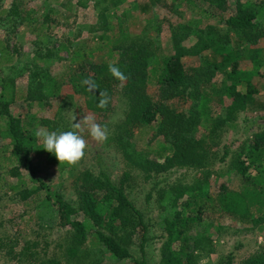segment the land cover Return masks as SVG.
Here are the masks:
<instances>
[{"label":"rangeland","instance_id":"obj_1","mask_svg":"<svg viewBox=\"0 0 264 264\" xmlns=\"http://www.w3.org/2000/svg\"><path fill=\"white\" fill-rule=\"evenodd\" d=\"M236 1L227 0L230 9L222 12L224 17ZM208 2L0 0V50L6 46L10 57L9 60L7 55L0 52V82L7 84L8 95L12 93L15 96L10 106L11 112L22 119L33 116L35 130L43 127L50 132L70 131L74 116L78 122L88 115L93 116L96 122L107 125L109 130L108 139L100 143L91 138L87 126L83 125L82 135L87 141L85 156L71 167L60 163L54 154L42 149L41 141L35 139L31 153L35 175L21 165V159H15L10 152L11 144L0 134V264L66 263L63 244L67 227H61L57 213L48 211L41 202L44 191L39 188L35 176L49 183L65 200L76 204V187L81 172L89 170L98 174L102 169L115 183L121 180L125 172L128 173L123 184L125 193L148 224L144 253L134 236L128 247L135 258L142 260L144 256L148 264L159 263L160 247L167 238L164 202L169 188L196 184L197 180L202 181L207 176V188L213 194L221 185L231 189L241 184L242 177L236 170L238 154L245 148L249 149L254 133L264 131V77L261 75L264 72V46L263 41L249 45L240 32L228 30L218 15L219 9L214 4L209 6ZM13 4L17 5L19 13L29 17L30 22L12 25L14 15L8 16L7 13ZM207 6L216 12L208 19L199 9ZM44 14L49 15L45 21L42 17ZM42 20L44 27L38 30ZM170 23L195 26L211 23L219 34L226 35L221 36V42L225 43L223 40L228 39L226 47L233 48L229 61L223 67L218 66L215 75L208 81L205 80L207 75H199L203 82L197 88L194 85L187 87L181 95L168 97L163 81L148 82L145 86V93L154 102L168 105L174 113L182 114L183 118L190 117L193 120L197 114L200 126L196 127L197 119L194 118L196 120L192 129L157 132L159 117L151 123L135 119V109L132 108L134 102L124 92L125 81L122 84L112 79L103 82L106 87L112 88L108 95L109 105L103 109L93 107L84 92L76 91V88L85 86L82 84L84 79L94 81L102 78L98 74L94 75V69L83 71V62L116 63L114 65L120 68L131 59L130 54H122L129 43H148L154 56L160 59L175 52ZM262 23L264 25V19ZM193 38L190 35L183 41L184 44L193 43ZM95 45L100 48L93 50V55L87 54ZM114 46L118 47L119 55L116 58L124 56L121 60L110 57L109 48ZM253 48H260L255 58L251 55ZM78 51L86 55L72 62L71 58ZM208 53L212 54L204 52ZM182 59L187 66L194 67L198 63L195 56L186 55ZM234 62L236 71L233 75L240 79L237 88L244 91L251 87L254 91L249 93L244 109L236 110L235 113L233 110V115L227 116L232 102L227 87L232 83L230 72ZM161 69L158 75L162 74ZM105 71L107 74V69ZM42 73L53 77L55 82H51L50 78H45L49 81L45 80ZM38 80H41V87L37 86ZM201 88H206L209 93L206 112L198 106L201 98L194 95L195 89L200 91ZM105 92H108L107 88ZM26 95L33 96V99H27ZM255 102H259V105L252 107L257 105ZM4 123L5 118L0 114V132ZM27 126L32 128L33 125ZM166 136L180 137L183 141L191 137L200 138L203 141L198 147L205 149L206 156L200 161L197 159L194 164H175L157 171L152 162L156 160L163 163L164 156L172 153L169 148L166 151L160 148ZM131 149H134V154L149 160L151 166L136 165V157L129 158L128 150ZM243 154L245 151L241 158H245ZM14 168H17L16 174L12 173ZM24 189L38 191L22 199L21 190ZM185 199L184 196L179 202ZM178 209H182L183 215L186 214L182 204H179ZM263 214L251 212L248 219H241L233 213L217 209L212 211L207 202L202 208L200 219L190 222L185 231L190 245L194 241L199 243L194 251L197 264H225L228 254H231L230 264H241L248 257L264 252V220L257 219ZM81 252L84 255L75 258L78 264H132L129 259L117 260L109 256L95 235L89 236Z\"/></svg>","mask_w":264,"mask_h":264},{"label":"trees","instance_id":"obj_2","mask_svg":"<svg viewBox=\"0 0 264 264\" xmlns=\"http://www.w3.org/2000/svg\"><path fill=\"white\" fill-rule=\"evenodd\" d=\"M207 1H209V6L214 4L219 9L218 15L228 30L240 32L249 45H255L263 41L264 46V25L262 23L264 19V0H238L225 17L222 12L230 9L227 6V0ZM79 3L82 4L80 1ZM145 5L147 6V4ZM209 6L199 8L206 19L216 14L215 10H211ZM18 11L17 5L13 4L7 13L8 16L14 15L12 19L13 26L30 22L29 17ZM42 17L45 21L49 15L44 14ZM44 21L40 22L37 27L38 30L44 27L42 25ZM169 25L172 28L173 44L176 47L175 52L168 57L160 59L158 58L159 56H154V52L149 48L148 43L137 44L132 42L124 48L122 53L124 55L130 54L131 59L120 67V70L128 77L125 81L124 92L127 98L134 102L132 103V108L135 109V119L151 123L159 117V121L156 122L157 132H167L170 129H174V132L192 129L198 115L196 114V117H194L196 119L193 118V120H190V117L183 118L182 114L174 113L168 105L161 104L158 101L154 102L145 93L146 84L148 82L153 83L152 81H163L168 91V97L181 95L187 87L194 85L197 88L203 82L199 75H207L206 81L212 75H215L218 66L223 67L227 64L231 56L230 53L233 50L230 46L226 47L228 39L223 40L225 43L221 42V36L225 37L226 35L219 34L217 28L211 23L204 26L177 25L173 23ZM47 27H45V30ZM190 35L194 37L193 43L184 44L183 41L189 38ZM40 36L38 35V37ZM219 43H221V46ZM97 48L100 47L95 45V48H91L87 51V54L93 55L92 51ZM259 49H251L252 58L257 57L256 54ZM206 51L212 54H204ZM0 52L9 57L8 52H6V46ZM109 52L110 57H113L116 61L122 59V54L121 57L116 58V55H119L117 46L109 48ZM85 55L83 52L78 51L73 55L74 57L71 58V61L75 62ZM186 55L197 57V65L194 67L187 66L185 60L182 59ZM8 59L10 60V57ZM81 67L83 71L94 69V75L98 74L102 78L98 80L94 78L98 89L93 92L88 91L87 86L78 87L76 91L78 93L84 92L88 96L89 104L101 109L97 107L99 93L105 92L106 88L108 89L107 95L110 96V91L112 92L111 86L106 87L103 82H108L110 79L115 83L119 81L112 77L111 74H108V65L104 62H88V64L83 62ZM160 68L163 71L162 74L158 75ZM235 71L234 62L230 72L232 83L227 87V93L232 100L227 116H232L233 110L235 113L236 110L244 109L247 99H249V93L254 91L251 87L244 91L237 88L240 84V79L233 75ZM196 72H199V74ZM33 74L38 75L37 72H33ZM261 75L264 77V72ZM42 76L44 79L50 78L46 73H42ZM50 79L51 82L55 80L53 77ZM41 80H38L37 86H42ZM77 83L75 84L77 85ZM10 91L11 88H9ZM194 95L201 98L198 106H200L201 111L206 112L207 101L209 100V93L206 88H201L200 91L195 89ZM14 97L12 93L10 95L7 94V84L0 82V114L5 118L0 134L11 144L10 152L15 159H21V165L32 175H35L36 169L31 161V153L36 139L34 136L36 124L32 123L33 116H26L25 119H22L21 116H15L11 112L10 106ZM25 97L33 99V96L30 95ZM258 105L259 102L252 107H257ZM26 123L33 125L32 128H29ZM200 125L201 122L198 123L197 119L196 127ZM203 127L206 126L204 125ZM201 141L203 140L200 138L195 139L194 137L186 138L183 141L180 137L170 138L166 136L164 142L167 144L161 143L160 148L164 149V151L169 148L172 151L171 155H165L163 163L156 160L152 163L156 166L157 171L164 170L175 164L197 163L194 161L197 159L200 161L206 156L205 149L198 147ZM133 151L134 149L128 150L130 153L129 158L130 156L136 157V161H134L136 165L142 167L151 166L152 163L149 160L137 153L134 154ZM243 151H245V154H243L245 158H241ZM243 151L238 154L236 162V170L242 177V182L237 188L230 189L221 185L220 189L213 194L207 188L208 176L202 181L197 180L196 184L177 185L169 188L164 202L167 212L164 218L167 238L161 244L158 264H197L194 251L199 243L197 244L194 241L190 245L189 237L185 231L190 222L200 219L202 208L207 202L212 211L217 209L218 211L233 213L241 219H248L251 212H264V131L254 133L249 143V149L245 148ZM16 170L17 168H14L12 173L16 174ZM252 170L254 172H251ZM123 175L121 180L115 183L102 169L99 170L98 174H94L89 170L81 172L76 187L78 194L76 204L65 200L62 194L51 188L49 183L35 176L39 188L44 191V199L41 202L44 203L47 210L49 209L48 211L57 213L58 224L61 227H67L63 244L66 257L65 264H78L75 262V258L79 259L84 255L81 254V247H83L90 235L96 236L97 241L108 251L109 256L117 260L129 259L132 264H148L144 256L142 260L135 258L128 247L130 239L134 236L135 242L138 243L141 252L144 253L148 224L145 222L142 213L126 195L123 184L128 173L125 172ZM37 191V189L21 190L22 199H27ZM184 196L186 199L182 203L179 202ZM179 204H182L186 209L185 215L182 214V209H178ZM257 219L264 220V214ZM201 250L207 252L206 249ZM230 259L231 254H228L225 264H230ZM50 264H60V262L50 261ZM88 264L100 263L92 262ZM241 264H264V252L248 257Z\"/></svg>","mask_w":264,"mask_h":264},{"label":"clouds","instance_id":"obj_3","mask_svg":"<svg viewBox=\"0 0 264 264\" xmlns=\"http://www.w3.org/2000/svg\"><path fill=\"white\" fill-rule=\"evenodd\" d=\"M108 71L112 77L120 81L121 84L127 80V76L113 64L108 65ZM82 84L87 86L88 91L93 92L98 89V85L89 79H84ZM109 104V97L106 92L99 93V102L97 107L106 108ZM72 130L70 131H48L41 127L34 131V136L37 140L41 141L45 151L55 155L60 163L67 164L68 166L77 165L85 156L87 148V141L82 135L84 128L87 126L88 134L97 142L103 143L108 139L109 130L107 125H102L96 122L95 118L91 115L84 116L78 122L76 117L73 118Z\"/></svg>","mask_w":264,"mask_h":264}]
</instances>
